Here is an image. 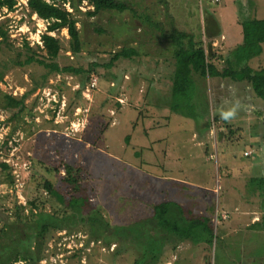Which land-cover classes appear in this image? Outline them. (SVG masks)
I'll return each instance as SVG.
<instances>
[{
    "label": "rangeland",
    "instance_id": "1",
    "mask_svg": "<svg viewBox=\"0 0 264 264\" xmlns=\"http://www.w3.org/2000/svg\"><path fill=\"white\" fill-rule=\"evenodd\" d=\"M117 1L128 9L98 10L88 0H74V9L55 1L77 21L78 52L70 47L68 29L30 12L28 0L0 8V25L9 35L8 41L0 38V264H147L132 249L120 252L92 241L82 223L38 235V212L62 214L49 192L70 196L64 182L68 164L82 167L80 181L91 204L101 207L110 225L127 226L150 217L154 204L177 199L188 217H208L215 234L212 246L187 245L189 264H264V229L235 222L250 211L248 205L264 216L258 193L248 185L253 176H264V101L245 81L192 72L199 120L179 117L168 107L175 47L145 20L166 34L177 29L193 35L222 71L242 40L238 20L264 18V0H238L234 6L231 0L216 6L198 0L191 9L193 0ZM217 29L220 34L209 35ZM44 36L60 43L54 62L82 71L19 65L30 55L52 61ZM123 49L135 54L107 68ZM249 65L263 67L264 52ZM25 94L26 109L12 119L16 107L4 96ZM236 104V116L222 119L221 111ZM172 255L166 250L160 264H184Z\"/></svg>",
    "mask_w": 264,
    "mask_h": 264
},
{
    "label": "trees",
    "instance_id": "2",
    "mask_svg": "<svg viewBox=\"0 0 264 264\" xmlns=\"http://www.w3.org/2000/svg\"><path fill=\"white\" fill-rule=\"evenodd\" d=\"M56 0H28V9L39 18L54 20L55 28H67L70 35V47L78 52L81 49V40L79 31L76 27V20L71 12L65 7L55 3ZM212 0L211 2H219ZM17 0H0V8L5 7L13 9ZM62 3L69 2L74 9L76 8L74 0H61ZM98 10H113L123 12L128 9L127 3L117 0H88ZM211 19V15L207 16ZM145 20L154 28L159 29L163 36L170 40L175 47V71L172 78L171 92L168 96L169 110L175 114L198 123L199 113L195 103L192 102V72L198 73L202 77L224 78L238 82H247L250 84L256 97L264 101V66L260 69H253L249 63L260 57L264 52V18H244L238 20V25L242 35L239 43L231 52L227 60V67L219 71L214 65V55L208 56L201 42H196L193 35L184 31L173 29L169 34L164 32L160 24L152 23L149 18ZM219 29L210 36L218 35ZM0 38L9 40L7 30L0 25ZM43 45L47 56L52 60L45 62L30 55L19 65H30L37 63L44 66L50 73H73L78 74L82 70L72 68L71 66L60 67L53 60L59 53L60 43L51 36L43 37ZM24 46L31 50L28 42ZM133 50H120L115 52L109 62L105 65L107 68L119 61L120 58H130L134 55ZM3 75L0 73V81ZM46 79V78H45ZM191 80L193 82H191ZM193 83V85H191ZM195 89L193 90V92ZM28 95H23L20 99L5 95L6 101L15 106L16 110L12 114V119L22 115L26 109L25 100ZM116 109L120 108V103H116ZM110 127V126H109ZM80 166H64V182L71 188L68 199H65L62 192L53 188L49 193L56 197L62 214L53 217L48 212H38L36 225L40 228L38 235H42L48 229L66 230L72 223H82L88 227L87 231L92 241H103L105 246L115 245L118 251L132 249L138 252L141 261L147 264L165 263L161 258L166 250L172 253L176 251L179 245L185 241L194 245L203 243L212 246L215 239L214 230L211 226V220L206 216L188 217L184 207L175 200H166L152 206V215L145 219L135 221L127 226L109 224L107 218L102 214V209L98 205H92L88 196V187L80 181ZM181 183V181H179ZM183 183V182H182ZM251 190H258L262 194V206L264 207V177H252L249 181ZM34 205V204H33Z\"/></svg>",
    "mask_w": 264,
    "mask_h": 264
},
{
    "label": "crops",
    "instance_id": "3",
    "mask_svg": "<svg viewBox=\"0 0 264 264\" xmlns=\"http://www.w3.org/2000/svg\"><path fill=\"white\" fill-rule=\"evenodd\" d=\"M195 1L197 2L198 0H193V5H190L188 8L189 9H191V8H193L194 7V4H195ZM202 1H204V3L207 5V6H209V5H214V6H216V4L218 5V3H220L222 0H220L219 2H216V3H214V2H211L212 0H201V2ZM238 0H231V5H235V3L237 2ZM186 4H187V2L185 3V6H186ZM176 5H178V4H175V7H176ZM184 11L185 10H181L180 12H179V15L180 16H183V14H184ZM187 12V11H186ZM188 13V12H187ZM240 28V27H239ZM240 30H241V28H240ZM219 34H220V30H219ZM237 43L239 44V41L237 40ZM254 60V59H253ZM252 60V61H253ZM256 96V95H255ZM259 99V98H258ZM179 116V115H178ZM179 117H181V116H179ZM183 118V117H182ZM183 154H185V152H183ZM254 177V176H253ZM257 177H264L263 175H261V176H257ZM179 181V180H178ZM250 181V180H249ZM249 185V184H248ZM250 189V188H249ZM249 192H251L253 195L254 194H256V193H258V197L260 198V210L262 211V212H264V207L262 206V194H261V192L260 191H258V190H256V191H254V190H249ZM169 200H175V201H177L179 204H181L183 207H184V205L182 204V202L181 201H179V200H177V199H169ZM242 207L243 208H245V203L244 202H242ZM248 209H250V211L248 212V211H246V213L247 214H244V217H243V219H245V220H243V219H241V221L239 220V219H236L235 220V222H237V223H244V224H248L247 226L248 227H250V229H264V216H262L263 214L260 212V211H257L256 209H255V211H251V208H253V206H249L248 205ZM245 210V209H244ZM237 215V214H236ZM244 222H243V221ZM189 243H191V242H188V241H185V242H183V243H181L180 245H179V247L176 249V251L173 253L174 255H172V260L173 261H177V263L179 262V260L180 259H182V261L184 260V264H189L188 262V257L186 256V247H187V245L189 246L188 248H190V245L192 244H189ZM194 244H192V246H193ZM206 245V244H205ZM194 246H196V245H194ZM184 251V252H183ZM170 260H171V258H170ZM183 264V263H182Z\"/></svg>",
    "mask_w": 264,
    "mask_h": 264
},
{
    "label": "clouds",
    "instance_id": "4",
    "mask_svg": "<svg viewBox=\"0 0 264 264\" xmlns=\"http://www.w3.org/2000/svg\"><path fill=\"white\" fill-rule=\"evenodd\" d=\"M238 107H239V104H236L227 111H221L220 113L221 118L225 120H230L234 118L237 114Z\"/></svg>",
    "mask_w": 264,
    "mask_h": 264
},
{
    "label": "built area",
    "instance_id": "5",
    "mask_svg": "<svg viewBox=\"0 0 264 264\" xmlns=\"http://www.w3.org/2000/svg\"><path fill=\"white\" fill-rule=\"evenodd\" d=\"M216 1H218V0H216Z\"/></svg>",
    "mask_w": 264,
    "mask_h": 264
}]
</instances>
